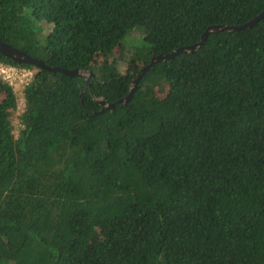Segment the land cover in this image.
Returning <instances> with one entry per match:
<instances>
[{"label": "trees", "instance_id": "obj_1", "mask_svg": "<svg viewBox=\"0 0 264 264\" xmlns=\"http://www.w3.org/2000/svg\"><path fill=\"white\" fill-rule=\"evenodd\" d=\"M262 9L264 0H0L1 40L91 71L0 53L34 71L17 128L20 95L0 80V264H264V15L158 61L127 103L98 102L124 96L152 54Z\"/></svg>", "mask_w": 264, "mask_h": 264}, {"label": "water", "instance_id": "obj_2", "mask_svg": "<svg viewBox=\"0 0 264 264\" xmlns=\"http://www.w3.org/2000/svg\"><path fill=\"white\" fill-rule=\"evenodd\" d=\"M264 15V9H262L258 14L251 17L250 19L244 21L240 24H227V23H215V24H209L205 27V29L202 31L200 38L191 44L181 45L178 46L171 51L168 52H159L152 54L148 60L147 63H145L143 66L139 68V70L136 72L135 76L130 82V89L129 91L122 97L116 99L115 101H107L102 98L98 99V102L101 106L99 111H102L106 108L113 107L116 104H125L128 102V100L131 98L132 93L137 86L138 81L148 72V70L156 64L158 61L165 60L168 58H172L175 54L179 52H192L195 51L198 47L202 46L207 38V35L210 32L220 31V30H236L240 28H248L252 26L254 23H256L262 16ZM0 53L3 55L11 58L12 60L16 62H25V63H31L39 67H43L47 70L52 71H60L67 75H81L87 77L88 74H91V71H88L87 74L83 72V70L74 67V68H66L59 65H50L48 63H45L43 60H41L38 57H35L26 51L18 48L15 45H12L11 43H8L6 41H3L0 39ZM82 98V97H81ZM98 111V112H99Z\"/></svg>", "mask_w": 264, "mask_h": 264}, {"label": "built area", "instance_id": "obj_3", "mask_svg": "<svg viewBox=\"0 0 264 264\" xmlns=\"http://www.w3.org/2000/svg\"><path fill=\"white\" fill-rule=\"evenodd\" d=\"M34 71L32 68L12 64L0 60V80L9 84L18 97V107L23 108V88L32 79Z\"/></svg>", "mask_w": 264, "mask_h": 264}, {"label": "rangeland", "instance_id": "obj_4", "mask_svg": "<svg viewBox=\"0 0 264 264\" xmlns=\"http://www.w3.org/2000/svg\"><path fill=\"white\" fill-rule=\"evenodd\" d=\"M133 33H134V32H133ZM135 34H137V32H136ZM131 41H132V40H131ZM115 55H116V56L119 55V51H118V49H115ZM118 65H119V68H120L121 71L126 70L127 67H128V63H126V61H124V60H119ZM129 69H132V66H131V65H130ZM85 74H86V73H85ZM166 85H167V83H164V87H165ZM164 87H163L161 90H158V94H159V95H163V92H165ZM166 90H167V86H166ZM20 111H21V108L18 107V105H17V107H16V109L13 111V115H12L13 123H14V125H15L16 128H17V124H18L17 115L20 113ZM16 128L14 129L15 132L17 131Z\"/></svg>", "mask_w": 264, "mask_h": 264}]
</instances>
